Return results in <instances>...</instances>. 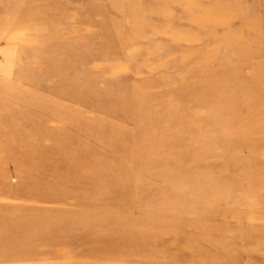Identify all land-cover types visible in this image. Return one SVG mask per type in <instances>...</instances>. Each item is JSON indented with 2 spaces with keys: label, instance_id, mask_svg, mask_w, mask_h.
Here are the masks:
<instances>
[{
  "label": "rangeland",
  "instance_id": "1",
  "mask_svg": "<svg viewBox=\"0 0 264 264\" xmlns=\"http://www.w3.org/2000/svg\"><path fill=\"white\" fill-rule=\"evenodd\" d=\"M137 1L0 0V264H264V0Z\"/></svg>",
  "mask_w": 264,
  "mask_h": 264
},
{
  "label": "bare ground",
  "instance_id": "2",
  "mask_svg": "<svg viewBox=\"0 0 264 264\" xmlns=\"http://www.w3.org/2000/svg\"><path fill=\"white\" fill-rule=\"evenodd\" d=\"M130 1H131V0H130ZM135 1H137V0H135ZM138 1H139V0H138ZM138 1H137V3H135V5L137 4L136 6H138V3L140 2V1H139V2H138ZM128 2H129V1H128ZM129 5H130V4H129ZM129 5H128V6H129ZM139 5H140V4H139ZM133 7H134V6H133ZM153 8H154V7H153ZM130 10H131V9H130ZM130 10H128L129 12L127 11V12H128L127 15H128V14L131 15L132 12H131ZM189 254H190V253H189Z\"/></svg>",
  "mask_w": 264,
  "mask_h": 264
}]
</instances>
